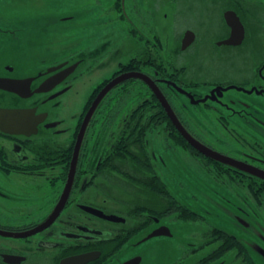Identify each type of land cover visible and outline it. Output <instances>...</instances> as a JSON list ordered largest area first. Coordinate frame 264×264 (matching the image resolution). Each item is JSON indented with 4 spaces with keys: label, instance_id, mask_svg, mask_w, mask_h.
<instances>
[{
    "label": "flooded vegetation",
    "instance_id": "af4514ba",
    "mask_svg": "<svg viewBox=\"0 0 264 264\" xmlns=\"http://www.w3.org/2000/svg\"><path fill=\"white\" fill-rule=\"evenodd\" d=\"M232 4L224 11L218 45L251 46L257 59L245 81H216L204 91L201 85L209 83L178 75L176 68L167 77L160 69L151 74L140 65L124 67L120 62L119 70L96 82L82 102L77 101L82 80L113 63L109 41L89 53L79 47L62 56L30 58L26 51L33 41V18L0 12V79L16 81L24 91L0 87V209L41 213L23 226L0 222V264H143L144 254L152 247L158 252L156 244L161 241L164 247L171 244L173 252L161 256L157 264H257L258 243L250 244L242 235L255 230L264 212V141L241 129L247 122L255 124L252 116L258 112L254 98L242 93L252 94V89L264 95V0ZM230 10L244 26L237 45L224 43L233 32L225 16ZM130 71L144 72L156 82L190 133L184 113L191 105L204 104L219 112L221 126L235 139L236 146L223 151L194 134L234 164L206 156L193 145L186 148L206 172L203 205L189 206L178 199V164L151 145V135L166 134L173 148L179 130L149 84L139 78L124 80L89 115L106 85ZM135 81L150 94L135 110L128 102L116 109ZM39 87L49 90L36 92ZM16 110L25 111L15 117ZM191 192L196 200L197 194ZM17 194L22 195L21 204L14 203ZM55 209L59 213L49 226L29 234ZM179 220L190 229L183 236L174 230ZM181 240H188V247L179 253L176 242Z\"/></svg>",
    "mask_w": 264,
    "mask_h": 264
},
{
    "label": "rangeland",
    "instance_id": "374dc122",
    "mask_svg": "<svg viewBox=\"0 0 264 264\" xmlns=\"http://www.w3.org/2000/svg\"><path fill=\"white\" fill-rule=\"evenodd\" d=\"M117 1L121 0H0V12H13L24 20L25 17L33 18V41L26 51L30 58L62 56L79 47L89 53L109 41L113 63L108 62L103 67L108 69L98 70L82 80L78 102L85 100L91 87L102 77L119 70L120 62H124V67H128V63L140 65L142 70L151 74H154L155 69H160L167 77L176 68L178 75L209 83L208 86L201 85L202 90L208 91L210 84L216 81L230 82L237 78L245 81L244 77L248 76L252 62L257 59V56L252 55L250 45L242 48L218 45L224 31V11L234 7L232 3L236 0H122L121 4ZM185 30H192L196 35L195 42L187 49L182 48ZM8 61L17 66L12 59ZM131 83L128 96L116 105V109L128 102L129 108L135 110L144 102L145 96L150 94L141 82ZM249 92L252 94L242 95L249 100L253 97L256 101L253 102V108L258 112L252 118L260 128L247 122L241 130L248 129L249 132L242 133L264 141V95H256L252 89ZM218 113L204 104H196L186 109L184 118L193 135L227 151L234 148L236 143L231 132L221 126ZM150 141L160 155L178 164V199L189 206L203 205V180L206 172L202 173V167L187 153L185 147L177 144L172 148L166 134L151 135ZM192 189L197 194L196 200L190 197ZM182 193L185 198L181 196ZM15 199L14 203L21 204L22 195L17 194ZM39 216L41 213L33 209H0V222L3 225L23 226ZM258 219L259 224H255V230L249 229L242 236L249 238L250 244L258 243L255 259L257 264H264V212ZM185 225L179 220L175 232L180 236L190 232L189 226ZM197 229L200 231L201 227ZM187 241L176 242L179 253L187 250ZM3 242L9 241L3 239ZM163 244L164 241L156 244L158 252L152 247L144 254L143 264H157L161 256L173 252L171 244L167 247Z\"/></svg>",
    "mask_w": 264,
    "mask_h": 264
},
{
    "label": "water",
    "instance_id": "95a60500",
    "mask_svg": "<svg viewBox=\"0 0 264 264\" xmlns=\"http://www.w3.org/2000/svg\"><path fill=\"white\" fill-rule=\"evenodd\" d=\"M225 16H226V20H227L228 24L232 27L233 32H232V35L229 37V39L225 40L224 43L230 44V45L240 44L242 42V39L244 36V26L242 25V23H241V21H240V19L237 16L235 11H232V10L227 11ZM195 38H196L195 33L192 30H188L184 36V39L182 42V48L187 49L195 41ZM129 78L142 79L144 82H146L147 84H149L151 86V88L157 94L160 101L163 103L164 108L166 109V111H167L168 115L170 116V118L172 119V121L177 126L179 132L182 134V136L191 145H193L195 148H197L199 151H202L206 155L212 156V157L217 158L221 161H225L226 163L234 164L232 162L233 160L231 158L224 156L223 154L218 153V152L210 149L209 147L204 145V143H202L198 138H196L192 133H190L187 130V128L182 123L181 119L178 117V115L176 114V112L172 108L170 102L168 101V99L166 98L164 93L159 88V86L156 84V82L148 74H146L144 72H139V71L125 72V73L117 76L112 81H110L106 85V87L100 92L98 97L95 99L93 105L90 108L91 110H90L89 115H91V113L96 109L97 105L100 103V101L102 100V98L104 97L105 94H107L113 87H115L116 85L120 84L121 82H123L124 80L129 79ZM6 80L7 79H0V87L4 88L6 90H9V91L19 92L21 94L24 92L21 88V84L17 83L16 81L10 82V81H6ZM177 89L179 91H182V92L185 91L181 87H177ZM46 90H49V88L39 87L38 89H36V92H42V91H46ZM24 111L25 110H16L14 113V114H16L15 117H19L18 115L23 114ZM37 123H38V121L35 122V124H34L35 127H37ZM85 126H86V124L84 125L83 129H85ZM35 131H36V129H35ZM80 143H81V138H79L77 145H80ZM76 156H78V147H77L76 152H75V157ZM58 213H59V211H57V209H55V211L47 219V221L44 222V224H42L41 226H39V228H37L33 232H30L29 234L36 233L40 230H43L47 226H49L55 220ZM3 233H5V232H3ZM8 234L12 235V232H8ZM25 235H27V234H25ZM155 235H157V234H155Z\"/></svg>",
    "mask_w": 264,
    "mask_h": 264
},
{
    "label": "trees",
    "instance_id": "16d2710c",
    "mask_svg": "<svg viewBox=\"0 0 264 264\" xmlns=\"http://www.w3.org/2000/svg\"><path fill=\"white\" fill-rule=\"evenodd\" d=\"M174 134H176V132L175 133L173 132V134H170V135L173 136ZM175 138H176L177 143L180 144L181 146H183L185 148H191V144L182 136V134L179 131L177 132V135L175 136ZM204 155H206V154H204Z\"/></svg>",
    "mask_w": 264,
    "mask_h": 264
}]
</instances>
